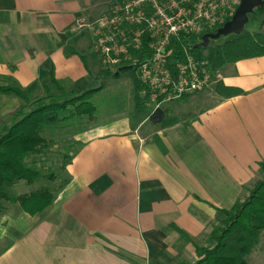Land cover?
<instances>
[{"label":"crops","instance_id":"0c3cea01","mask_svg":"<svg viewBox=\"0 0 264 264\" xmlns=\"http://www.w3.org/2000/svg\"><path fill=\"white\" fill-rule=\"evenodd\" d=\"M113 1L0 0V85L39 99L52 75L72 84L105 76L99 59L88 62L91 31L76 21L96 20ZM133 88L134 120L76 122L78 147L46 210L31 216L17 206L4 213L0 264L197 261L195 248L207 245L224 219L220 211L262 179L264 57L228 64L203 91L163 105L175 120L165 128L150 123L155 108L138 103L134 81ZM10 100L0 105V119L22 103ZM248 264H264V233Z\"/></svg>","mask_w":264,"mask_h":264},{"label":"trees","instance_id":"16d2710c","mask_svg":"<svg viewBox=\"0 0 264 264\" xmlns=\"http://www.w3.org/2000/svg\"><path fill=\"white\" fill-rule=\"evenodd\" d=\"M258 10L264 13V1L259 3ZM191 50L204 58L214 72L228 64L264 57V22L261 32L242 33L221 45L192 47ZM104 72L114 77L120 75ZM218 88L229 95L239 93L219 85ZM99 90L68 91L52 75L50 86L45 88L46 95L33 100L28 91L18 86L0 85V96L16 97L22 102L12 115V122L0 128V216L8 203H18L22 211L31 216L42 213L53 203L55 191L47 185L16 197H11L7 191L20 182L36 186L45 179H55L53 174L44 175L29 165L27 160L49 149L51 143L44 137L45 131L94 119L97 109L92 99ZM136 101L139 103L138 97ZM174 122L163 108L155 110L150 117V123L160 128ZM259 171L262 179L248 196L231 209L220 211L224 219L208 235L207 245L196 246V264H248L264 233V162L259 164Z\"/></svg>","mask_w":264,"mask_h":264},{"label":"built area","instance_id":"2783aa9c","mask_svg":"<svg viewBox=\"0 0 264 264\" xmlns=\"http://www.w3.org/2000/svg\"><path fill=\"white\" fill-rule=\"evenodd\" d=\"M240 0H115L94 21L79 18L89 29L102 68L128 69L140 104L155 110L206 89L214 71L192 52L205 34L228 22Z\"/></svg>","mask_w":264,"mask_h":264},{"label":"rangeland","instance_id":"374dc122","mask_svg":"<svg viewBox=\"0 0 264 264\" xmlns=\"http://www.w3.org/2000/svg\"><path fill=\"white\" fill-rule=\"evenodd\" d=\"M263 22L264 13L260 12L258 10V5H256L253 12L247 16V22L243 27V33L261 32ZM235 36L236 33H229L219 37L218 39H210L209 46L221 45L227 41L232 40ZM87 56L88 62L90 64L94 63L96 65H99L97 61V59L99 58H97L94 51L90 54H87ZM110 72L114 73L112 71ZM119 73V77H114L112 74L105 75L102 78H97L94 76L76 84H72L71 82L64 80L63 86L66 88V90H74L75 92L101 88L92 99V102L97 109L95 117L96 123L98 125L110 124V122L121 121L130 118L134 120L135 112L132 108V99L134 93L133 81L135 83V80L133 78L132 72L128 69L121 70ZM31 98L35 100L32 95ZM10 99L16 98L0 96V105L3 107V105L5 104V100H7V105L13 104ZM20 104L22 105V103ZM150 105H152L150 108L152 110L154 105ZM150 109L147 110V108H143V111H150ZM12 115L13 114L7 115L3 119H0V128H2L3 125H7L12 122ZM70 125L71 126H67L63 124L58 128L45 131L44 137L49 143H51L49 149L46 150L42 155L31 157L27 160V163L29 165H32L44 175L53 174L55 176V179L53 181L45 179L42 183L37 184L36 186H29L25 182H20L16 186L8 189L7 192L11 197L28 194L40 185H47L50 188L54 189V191L59 186H61L62 180L64 178V165L67 162V159L71 156L72 153L75 152L78 147V144L74 142V134L77 132L79 127L75 126L76 122H72ZM17 206L20 207L18 203H8L6 211L8 212L9 210ZM4 215L5 214L3 213L0 216V219ZM14 234L16 233L12 232V235ZM4 243L6 242L0 240V250L3 247ZM197 261H189L188 257H185V262L187 263L189 262L190 264H196Z\"/></svg>","mask_w":264,"mask_h":264},{"label":"water","instance_id":"95a60500","mask_svg":"<svg viewBox=\"0 0 264 264\" xmlns=\"http://www.w3.org/2000/svg\"><path fill=\"white\" fill-rule=\"evenodd\" d=\"M260 2V0H240L239 6L228 22L215 32L203 36L201 47H209L210 39H218L229 33H236V35L242 34L243 27L247 22V16L253 12L254 7L259 5Z\"/></svg>","mask_w":264,"mask_h":264}]
</instances>
